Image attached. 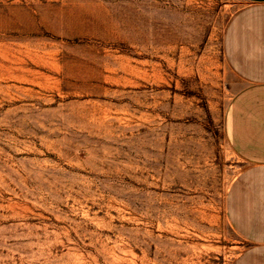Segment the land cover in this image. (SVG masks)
I'll return each mask as SVG.
<instances>
[{"label": "rangeland", "instance_id": "obj_1", "mask_svg": "<svg viewBox=\"0 0 264 264\" xmlns=\"http://www.w3.org/2000/svg\"><path fill=\"white\" fill-rule=\"evenodd\" d=\"M244 5L0 0V264L235 263Z\"/></svg>", "mask_w": 264, "mask_h": 264}, {"label": "crops", "instance_id": "obj_2", "mask_svg": "<svg viewBox=\"0 0 264 264\" xmlns=\"http://www.w3.org/2000/svg\"><path fill=\"white\" fill-rule=\"evenodd\" d=\"M244 1L225 35L228 62L244 81L224 118L226 139L244 162L227 211L247 243L234 264H264V0Z\"/></svg>", "mask_w": 264, "mask_h": 264}]
</instances>
